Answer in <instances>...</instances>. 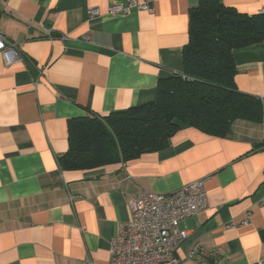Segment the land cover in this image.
Listing matches in <instances>:
<instances>
[{"label":"crops","instance_id":"0c3cea01","mask_svg":"<svg viewBox=\"0 0 264 264\" xmlns=\"http://www.w3.org/2000/svg\"><path fill=\"white\" fill-rule=\"evenodd\" d=\"M128 1L0 4V32L22 56L9 67L0 56V264H107L139 190L167 194L203 179L207 208L181 223L179 264H264V41L233 51L236 87L261 102V123L236 121L224 138L184 126L166 148L126 163L59 169L69 120L150 103L159 81L182 73L199 0L107 13ZM221 1L264 14V0Z\"/></svg>","mask_w":264,"mask_h":264},{"label":"trees","instance_id":"16d2710c","mask_svg":"<svg viewBox=\"0 0 264 264\" xmlns=\"http://www.w3.org/2000/svg\"><path fill=\"white\" fill-rule=\"evenodd\" d=\"M263 41L264 14L249 16L221 0H199L189 10L182 73L159 81L150 103L103 116L87 111L69 120L67 151L57 159L59 169L126 163L166 148L184 126L224 138L236 121L261 123V102L236 87L233 51Z\"/></svg>","mask_w":264,"mask_h":264},{"label":"built area","instance_id":"2783aa9c","mask_svg":"<svg viewBox=\"0 0 264 264\" xmlns=\"http://www.w3.org/2000/svg\"><path fill=\"white\" fill-rule=\"evenodd\" d=\"M151 3L152 0H130L126 4L109 6L107 13L127 14L132 9L151 13ZM98 16L96 9L87 12L88 19ZM43 29L44 35L50 38V31ZM0 56L6 67L22 58L16 44L1 32ZM205 183L204 179L191 182L167 194L139 190L129 204L128 221L119 225L117 235L109 244L111 259L107 264H179L177 250L188 238V232L180 225L207 208ZM199 252L194 246L189 257Z\"/></svg>","mask_w":264,"mask_h":264}]
</instances>
